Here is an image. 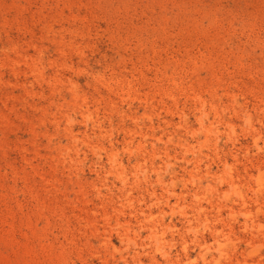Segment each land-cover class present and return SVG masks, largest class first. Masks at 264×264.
I'll list each match as a JSON object with an SVG mask.
<instances>
[{"label": "rangeland", "instance_id": "374dc122", "mask_svg": "<svg viewBox=\"0 0 264 264\" xmlns=\"http://www.w3.org/2000/svg\"><path fill=\"white\" fill-rule=\"evenodd\" d=\"M0 264H264V0H0Z\"/></svg>", "mask_w": 264, "mask_h": 264}]
</instances>
